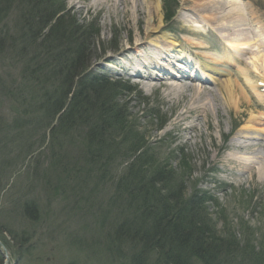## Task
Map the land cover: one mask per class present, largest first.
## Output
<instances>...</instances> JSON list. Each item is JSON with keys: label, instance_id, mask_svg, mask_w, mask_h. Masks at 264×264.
<instances>
[{"label": "rangeland", "instance_id": "374dc122", "mask_svg": "<svg viewBox=\"0 0 264 264\" xmlns=\"http://www.w3.org/2000/svg\"><path fill=\"white\" fill-rule=\"evenodd\" d=\"M137 1L143 13L136 19L133 6L128 3L119 6L117 11L108 12V4L97 0H57L63 7L64 19L81 28L82 34L94 37L90 36L86 45L90 46L86 57L89 73L102 75L113 82H126L123 85L122 81L116 83L118 85L112 95L116 103L123 106L131 126L145 142V161L150 162L145 168V181L156 171L164 169L168 174H163V178L167 181L155 187L156 190L162 188L166 190L165 194H173L182 189L186 195L195 193L202 196L207 201L202 205V212L210 222V227H207L210 234L219 238L233 237L240 246L248 245L244 252L252 250L258 255L257 262L264 264V173L258 175L256 166L252 165L249 173L244 174L239 172V164L232 161L237 155L248 158L263 156L257 162L261 161L264 165V137L261 135L262 140L243 138L242 129L250 114L261 115L259 118L264 119V103H258L248 89L245 97H240L244 85L236 75L237 68L250 70L249 58L252 57L230 55L229 58L242 61L238 66H214L209 63L213 68L228 72L231 81L239 85L234 94L236 106L225 99L216 81L208 78L211 76L208 70L201 74L200 82L176 81L177 78L164 81L158 80L156 75L162 74L149 64L140 67L145 79H133L128 75L127 66L134 59L126 61L125 57L134 49L137 54H144L145 60H153L151 41L155 39L161 50L169 51L162 34L174 35L190 52V57L197 56L204 62L201 58L203 51L219 56L223 52L221 46L224 40V34L209 22L207 9H202L206 0L170 1L175 11L168 21H165L163 12L164 0H160L162 27L160 32L150 36L145 32V6ZM207 1L211 4L216 0ZM237 1L264 20V0ZM195 14L203 16L209 26L206 34L190 31V26L199 22ZM3 17L0 46L8 44L9 53H0V74L8 76L0 77L8 81L10 76H20L22 69L20 58L14 55L15 49L28 45L26 38L13 37L20 30L19 17L13 12ZM257 27L261 28L264 44V21ZM245 34L250 35V32L245 30ZM8 38L11 41L8 42ZM136 40L139 41L136 43ZM198 42L208 49L199 50L194 45ZM255 51L264 53V46L259 49L255 46ZM177 57L174 52L167 53L166 59L172 62ZM26 60L23 57L22 61ZM140 60L143 61L144 57ZM188 72L193 74L194 69ZM252 75L255 76L251 77L253 83L258 85L255 93L264 97V82L256 74ZM13 101H5L7 105L0 118L2 126H12L18 118L19 113L13 115L18 108L16 98ZM45 114L40 113L39 117ZM45 128L43 124L30 140L33 145L41 141L42 147L23 162L24 167L19 171L1 179L0 243L6 249L7 257L0 252V264H132L131 258L140 256V247L134 248L127 241V244L121 242L116 235L118 226L134 218L141 220L137 218L141 211H136L129 195L130 189L121 195L117 187L120 178L125 180L124 176L127 177L126 183L131 184L134 176L127 168L132 160L113 159L106 170L100 171L89 160L82 162L80 159L81 156L86 157L82 134L52 141ZM61 144L65 154L57 149ZM55 156L66 159L67 162H63L68 166L65 173L55 168L58 164ZM6 160L0 157L1 163ZM41 175L42 179L43 176L46 178L43 182H40ZM27 201H33L37 208L35 220L23 210ZM131 227L139 228L133 227V224ZM245 253H237L230 264H253V259L247 258L250 255ZM155 261L154 253L148 256L146 264H156Z\"/></svg>", "mask_w": 264, "mask_h": 264}, {"label": "trees", "instance_id": "16d2710c", "mask_svg": "<svg viewBox=\"0 0 264 264\" xmlns=\"http://www.w3.org/2000/svg\"><path fill=\"white\" fill-rule=\"evenodd\" d=\"M170 1L173 0L163 3L165 21L170 20L175 11ZM9 12L19 17L20 30L13 37L26 38L28 46L15 49L14 55L21 60L20 76H10L5 81L1 77L8 75L0 74V118L6 99L16 98L18 108L13 115L19 113L12 126L0 125V157L7 159L0 162V184L6 175L9 178L24 167L23 162L42 147L41 141L33 145L30 140L43 124L52 141L82 134L86 155L85 159L81 156L82 162L89 160L95 168L104 171L113 159L132 160L127 168L134 176L131 184L126 183L124 176L125 180L120 178L117 187L121 195L130 189L135 209L141 211L137 218L141 220L134 218L123 223L116 234L121 242L140 247V256H133L132 264H143V260L146 264L148 256L154 253L156 264H230L237 253H245L248 245L240 246L233 237L219 238L210 234L207 230L210 222L202 212V205L207 201L202 196L186 195L182 189L173 194H165L162 188L156 190L155 187L167 181L163 174L168 173L162 168L145 181V168L150 163L145 161V142L112 95L116 83L120 82H109L88 71L86 57L90 46L86 45L93 35L82 34L81 28L65 20L63 7L57 0H0V23ZM7 46H0L2 55L9 53ZM23 57L27 60L22 61ZM40 113L46 114L39 117ZM57 149L62 152V144ZM55 158L58 159L55 168L65 173L66 159ZM45 179L41 175L40 182ZM23 210L35 220L37 208L33 201L25 202ZM132 224L139 227L138 230L133 229ZM245 254L250 255L247 258L253 259V264H259L258 255L252 250Z\"/></svg>", "mask_w": 264, "mask_h": 264}, {"label": "bare ground", "instance_id": "6f19581e", "mask_svg": "<svg viewBox=\"0 0 264 264\" xmlns=\"http://www.w3.org/2000/svg\"><path fill=\"white\" fill-rule=\"evenodd\" d=\"M101 1L103 4H108V12L111 10H118L119 6H123L124 4L128 3L133 6V14L134 18H138L139 15H141L142 10L139 9V5L136 3L138 2L137 0H97ZM140 3H142L145 6L146 9V24H145V32L147 36L154 35L157 32H160L161 27H162V15L160 11V0H140ZM209 1L206 0V2L203 4V11L204 9L208 13V18L209 22H211L215 27L216 30L223 33L224 37L222 36V43H220V46L223 50V52L219 55L216 56V54H212L209 52L203 51L201 58L205 60L204 61H199L197 56L195 57L196 62L193 64L195 66V70L197 74L195 75H187L186 72H183L181 68L176 64H171L166 59L167 53H176L178 54V58L180 60H183L185 58H188L186 55L190 52L188 50L186 51L180 41L176 39V37L170 33H165L162 34L161 37L162 39L167 43V46L169 48V51H165L164 49L161 50L160 46L157 45V40L155 39L154 41H151L152 46L156 48L154 51V60L148 61L145 60V55H139L137 54V50H134L129 53V56L125 57L126 60L134 59L132 63L130 64L128 62V66L130 67H136L135 71L139 72L142 71L140 69L141 66L143 65H153V69L160 74V71H162V76L163 78H175L176 76L180 78H186L191 80L192 82H200L202 79L201 74L205 73L206 70L210 71V75L208 78L211 81H216L218 87L222 90L224 93L225 99L229 102L232 103L234 106H236V100L234 98V94L236 92L235 89H239V85H235L231 79L229 78V73L225 72V70H219L216 68H213L209 66V63L214 65V66H222V65H236L238 66L239 64H242V61L240 59H235L233 60L232 58H229L230 55H236V56H251L252 58L250 59L249 66L250 70H241L238 69L236 70V75L238 79L243 80V85H244V90L240 93V97H245L244 93L247 91H251L255 99L258 103L262 104L264 103V97L256 94L257 86L255 85L251 79V77H255L252 74H256L257 77L261 79V82H264V53H259L255 51V46H257V49L260 47H263L264 44L262 43L261 39V28L259 29L257 27V24L262 25L263 19H260L257 14L253 10H248L245 7H242L240 5V2L237 0H216L213 1L209 5ZM209 5V6H206ZM93 6V5H92ZM206 6V7H205ZM116 10V11H117ZM115 11V12H116ZM126 12V11H125ZM191 13V11H189ZM143 13V12H142ZM188 15V14H187ZM186 15V16H187ZM207 15V14H206ZM197 22L196 24H192L190 26V31L193 33H201L206 34V28H209V26L204 22L203 16L201 18L200 14H195ZM187 18V17H186ZM189 18V17H188ZM182 22H185V19L182 18ZM229 24V25H228ZM214 29V27H212ZM211 28V29H212ZM245 30L250 32V35L245 34ZM249 38V40H248ZM139 40H136L135 42L137 43ZM196 42V41H194ZM248 42H252V45H249ZM135 43V44H136ZM194 45L199 49H208L207 46H204L202 43H194ZM178 47V48H177ZM158 49V50H157ZM159 52V53H158ZM163 54L164 58H161L162 61V66L163 68L159 67L156 63V58H158L160 55ZM188 54L189 58L186 59L188 62H183V66H189L192 64V59L190 55ZM197 55V54H196ZM144 57L143 61H139V58ZM240 58V57H239ZM207 62V63H206ZM235 67V66H232ZM158 68V69H157ZM176 68H179L176 71ZM166 69V70H164ZM172 72V73H171ZM200 74V75H198ZM130 75H138L140 76V73H135ZM149 76V75H148ZM151 76V75H150ZM158 78L160 75H157ZM191 76V77H189ZM207 76V75H206ZM177 79L176 81H178ZM264 116V115H263ZM261 117V115H259ZM258 116H254L250 114L249 119L247 122L243 125V133L244 136L243 138L247 139H257V140H262L260 137L261 135L264 137V119L259 118ZM264 143V139H263ZM239 148H242V146L239 144ZM241 146V147H240ZM264 148V147H263ZM264 154V151H263ZM263 157V156H262ZM262 157H241L237 155V157H233L232 161H235L239 164V172H243L244 174H248L249 171L252 168V165L256 166V171L258 175H262L264 173V165L262 164L261 161L259 163L257 160ZM237 158V159H234Z\"/></svg>", "mask_w": 264, "mask_h": 264}, {"label": "water", "instance_id": "95a60500", "mask_svg": "<svg viewBox=\"0 0 264 264\" xmlns=\"http://www.w3.org/2000/svg\"><path fill=\"white\" fill-rule=\"evenodd\" d=\"M0 252L5 258L7 257L6 249L3 247L1 243H0Z\"/></svg>", "mask_w": 264, "mask_h": 264}]
</instances>
